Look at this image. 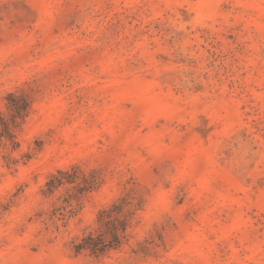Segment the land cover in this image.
<instances>
[{"label": "rangeland", "instance_id": "374dc122", "mask_svg": "<svg viewBox=\"0 0 264 264\" xmlns=\"http://www.w3.org/2000/svg\"><path fill=\"white\" fill-rule=\"evenodd\" d=\"M20 98L0 264H264V0H0V116ZM73 166L96 187L48 219ZM129 189L128 244L75 255Z\"/></svg>", "mask_w": 264, "mask_h": 264}, {"label": "trees", "instance_id": "16d2710c", "mask_svg": "<svg viewBox=\"0 0 264 264\" xmlns=\"http://www.w3.org/2000/svg\"><path fill=\"white\" fill-rule=\"evenodd\" d=\"M19 100L22 102L21 105L15 103L10 106L12 112L10 118L0 116V142L10 144L13 150L17 146L14 130L19 127L18 121L24 120L29 109L25 99ZM5 159L11 160L10 155L7 154ZM95 187L94 180L81 173L78 167L58 170L40 191L45 198L54 196L60 189L65 191L64 196L58 198L60 203L52 210L48 219L64 220L67 215H72L73 202L78 203L80 198L90 193ZM142 207L143 200L139 192L135 189L126 190L107 209L98 213L95 220L96 228L93 232L84 233L72 243L75 255L87 252L98 257L111 250H119L124 244H128L132 237L129 231L135 226L137 215Z\"/></svg>", "mask_w": 264, "mask_h": 264}]
</instances>
